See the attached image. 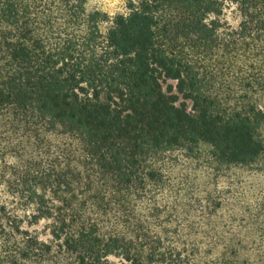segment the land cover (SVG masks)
Returning <instances> with one entry per match:
<instances>
[{
  "label": "trees",
  "instance_id": "obj_1",
  "mask_svg": "<svg viewBox=\"0 0 264 264\" xmlns=\"http://www.w3.org/2000/svg\"><path fill=\"white\" fill-rule=\"evenodd\" d=\"M87 1L0 0V264H264V0Z\"/></svg>",
  "mask_w": 264,
  "mask_h": 264
},
{
  "label": "rangeland",
  "instance_id": "obj_2",
  "mask_svg": "<svg viewBox=\"0 0 264 264\" xmlns=\"http://www.w3.org/2000/svg\"><path fill=\"white\" fill-rule=\"evenodd\" d=\"M126 2L127 0H88L87 4L91 9H99L112 15L124 11Z\"/></svg>",
  "mask_w": 264,
  "mask_h": 264
}]
</instances>
